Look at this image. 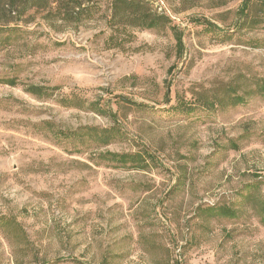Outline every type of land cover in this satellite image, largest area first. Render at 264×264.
<instances>
[{"label":"rangeland","instance_id":"1","mask_svg":"<svg viewBox=\"0 0 264 264\" xmlns=\"http://www.w3.org/2000/svg\"><path fill=\"white\" fill-rule=\"evenodd\" d=\"M7 1L0 264H264V92H248L264 77V0L246 17L244 0H148L175 31L136 29L125 51L105 43L111 0H86L77 25ZM229 85L243 103L207 106Z\"/></svg>","mask_w":264,"mask_h":264},{"label":"trees","instance_id":"2","mask_svg":"<svg viewBox=\"0 0 264 264\" xmlns=\"http://www.w3.org/2000/svg\"><path fill=\"white\" fill-rule=\"evenodd\" d=\"M43 1L46 2L48 12L54 13L55 17L63 22H69L77 25L92 16L89 7L85 4L86 0H22L21 2L24 7L21 14L31 8L39 7ZM18 3L19 0H8V11H16ZM250 6L251 5L248 0L243 1L240 9L242 16H247ZM110 8L111 14L107 20L110 33L105 41L108 48H118L122 51L127 50L136 38L135 30L139 28H159L169 25L170 28L175 31L174 26H171L170 17L165 13L158 12L154 9L148 0H111ZM259 18V20L255 21L256 24L261 22L264 23V15ZM205 25L211 28L214 26L209 21H205ZM175 37L178 48L182 50V36L175 33ZM3 81L11 85L16 84V80L13 78L3 79ZM257 85V91L251 89L252 91L248 92H264V77H260L257 80ZM56 88H58V86L30 85L26 88V90L38 97H45L52 95L51 91ZM246 96V92L239 93L238 89H231V86L229 85V87L225 89L222 97H214L211 103L207 104V106L215 107L216 105L225 106L229 104H240L246 100ZM62 100L65 105L72 104L71 97H64ZM89 108L102 112V109H98L97 107L95 108L90 106ZM97 134L99 136L102 134H109V129L102 128ZM109 136L110 135L107 136L108 139L103 141L104 143L109 141ZM107 154L109 158L115 161L123 163L131 161V154L129 153L108 152Z\"/></svg>","mask_w":264,"mask_h":264}]
</instances>
